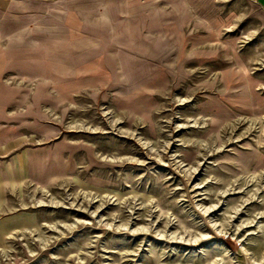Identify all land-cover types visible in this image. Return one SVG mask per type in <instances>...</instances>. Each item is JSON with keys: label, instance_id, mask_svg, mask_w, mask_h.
<instances>
[{"label": "rangeland", "instance_id": "rangeland-1", "mask_svg": "<svg viewBox=\"0 0 264 264\" xmlns=\"http://www.w3.org/2000/svg\"><path fill=\"white\" fill-rule=\"evenodd\" d=\"M261 253L264 0H0V264Z\"/></svg>", "mask_w": 264, "mask_h": 264}, {"label": "bare ground", "instance_id": "bare-ground-1", "mask_svg": "<svg viewBox=\"0 0 264 264\" xmlns=\"http://www.w3.org/2000/svg\"><path fill=\"white\" fill-rule=\"evenodd\" d=\"M56 119H58V118H56ZM76 126H78V125H76ZM78 127H82V125H79ZM39 188H41V189H43V191H44V188H42V187H39ZM45 192V191H44ZM46 200H48V199H46ZM37 201H40V200H37ZM41 202V201H40ZM47 202H52V203H58L59 201H57V199H51L50 201H47ZM35 204V203H34ZM214 205V204H213ZM213 205H210V206H204L203 207V209L204 210H208V208H210V207H212ZM68 225V224H67ZM72 226V224L70 225V226H68L69 228ZM74 226V225H73ZM258 228L260 227L259 225L257 226ZM68 228V229H69ZM72 228V227H71ZM70 230V229H69ZM59 231V230H58ZM13 232V231H12ZM61 232V231H60ZM63 234V233H62ZM174 233H172V235H173ZM200 234H193V235H191V236H189L191 239H194V240H196V239H198V236H199ZM174 236V235H173ZM46 238H47V236H45ZM49 237V236H48ZM43 238V237H42ZM47 240H48V238H47ZM47 242V241H46ZM42 247V246H41ZM263 257H264V253H261V255H260V257H259V260H261V259H263ZM258 260V261H259ZM217 261V260H216ZM208 263H210V262H208ZM173 264H190V262H184V263H173Z\"/></svg>", "mask_w": 264, "mask_h": 264}, {"label": "crops", "instance_id": "crops-1", "mask_svg": "<svg viewBox=\"0 0 264 264\" xmlns=\"http://www.w3.org/2000/svg\"><path fill=\"white\" fill-rule=\"evenodd\" d=\"M2 6V5H1Z\"/></svg>", "mask_w": 264, "mask_h": 264}]
</instances>
